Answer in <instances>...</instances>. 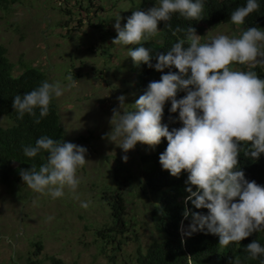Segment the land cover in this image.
<instances>
[{"label":"clouds","instance_id":"obj_1","mask_svg":"<svg viewBox=\"0 0 264 264\" xmlns=\"http://www.w3.org/2000/svg\"><path fill=\"white\" fill-rule=\"evenodd\" d=\"M257 0H247L230 16L231 23L241 25L249 14L258 10ZM204 0H159L145 11L136 10L121 27L117 15L114 28L116 37L112 45H139L129 50V57L139 66L141 63L163 72L175 67L177 72L162 74L158 81H151L147 90L132 104L131 111L113 109L111 131L107 137L124 153L133 150L137 143L155 146L164 138L167 147L159 155V163L173 177L182 171L188 173L186 188L189 201L196 209H207V214L191 213L189 232L206 231L219 237V245L241 242L253 233L264 230V186L245 178L239 170L238 155L241 146L250 145L245 156L258 159L264 154V78L255 71H241L233 64L255 68L264 65V30L249 27L239 37L217 35L201 43V36L189 26L186 38L172 45L166 53L156 54V63H150L152 53L143 45L148 37L158 31V22H166L178 13L185 19L199 20ZM184 29L177 27L176 32ZM187 44V46H185ZM74 86L72 76L67 77ZM186 95L177 99V93ZM63 89L59 82L44 81L37 88L13 97L12 108L23 118L27 113L39 117L49 113L54 97H60ZM120 107L125 97H117ZM170 101V113L178 111L182 123L179 128L162 124L164 105ZM35 122L40 123V119ZM46 153V162L39 168L31 165L21 169L19 175L24 184L36 193H47L52 198L64 195V189L75 191L80 181L78 168L83 167L87 149L62 139L41 136L35 145L23 148L24 155L36 157ZM127 155L122 157L126 162ZM193 186L195 191H193ZM82 207H87L82 203ZM188 218L189 210L183 212ZM252 259L264 256V247L256 240L246 245ZM234 264H240L236 259ZM264 264V261H261Z\"/></svg>","mask_w":264,"mask_h":264},{"label":"rangeland","instance_id":"obj_2","mask_svg":"<svg viewBox=\"0 0 264 264\" xmlns=\"http://www.w3.org/2000/svg\"><path fill=\"white\" fill-rule=\"evenodd\" d=\"M153 6L143 7L141 0H16L6 9L0 3V45L15 64L14 73L20 71L17 62L22 59L45 71L49 83H60L63 94L54 99L64 141L85 147L88 160L77 170L80 183L75 191L66 187L59 198L0 184V264H49L51 255L77 264H134L137 246L146 248L160 238L150 219L157 199L142 175L141 157L153 147L137 143L124 153L116 145L119 140L111 142L106 135L113 109L131 111L139 98L138 76L128 55L133 45H112L116 17L123 27L133 11ZM196 34L204 43L220 34L239 37L242 29L228 22L202 26ZM159 36L156 43L161 42ZM153 37L147 39L156 40ZM69 76L74 86H69ZM121 95L122 108L117 99ZM10 123L0 117V125ZM105 187L123 192L133 238L113 257L108 249L109 255L102 252L95 234L111 221L109 207L101 200ZM178 230L185 237L187 224L180 223ZM35 241L42 243V250L32 256Z\"/></svg>","mask_w":264,"mask_h":264},{"label":"trees","instance_id":"obj_3","mask_svg":"<svg viewBox=\"0 0 264 264\" xmlns=\"http://www.w3.org/2000/svg\"><path fill=\"white\" fill-rule=\"evenodd\" d=\"M158 0H141L144 7L147 4L155 5ZM16 2V0H0L2 5ZM247 0H204V8L201 19H185L178 13H174L171 19L166 22H158V32L153 38L143 41V45L149 48L152 53L151 64L156 63V54L166 53L173 44L186 38L187 28H195L196 33L202 26H217L231 22V13L240 6H245ZM259 9L249 14L243 24L239 25L242 32L249 27H258L264 30V0H257ZM127 21V19H126ZM125 21V23H126ZM180 27L182 32L174 30ZM161 42L156 43L160 40ZM139 45H133L132 49ZM187 46V44L185 45ZM20 71L15 74V64L7 56L6 48L0 45V117L4 116L11 123L8 126L0 125V184L12 186L15 191L28 188L19 175L21 169L30 168L35 165L37 169L46 162V153L43 151L36 157L24 155L23 148L28 145H35V141L41 136H48L54 140H64L65 132L60 123V116L55 99L50 103L47 116L40 118L39 109H35L36 116L25 114L23 118H18V113L12 108L13 97L17 94H24L40 86L44 81L49 82L48 76L42 69L20 59L18 62ZM233 68L241 71H255L260 78H264V65H257L255 68H248L246 65L233 64ZM131 69L138 76L137 89L138 95H143L147 90V85L151 81H158L162 74L171 71L177 72L175 67L165 68L163 72L156 71L148 65L141 63L139 66L134 63ZM186 95L185 92L177 93L176 98L181 99ZM170 101L164 105L162 124H166L169 130L179 128L182 123L178 119V111L170 113ZM40 119V123L35 120ZM86 139V137H79ZM153 152L142 155V175L145 186L154 193L157 204L150 213L151 223L159 233L160 238L153 240L146 248L137 246L135 251L134 264H234L238 259L242 264H261L264 256L252 259L246 251V245L252 240H256L264 247V230L253 233L252 236L241 242H231L226 247L219 245V237L206 231H196L182 237L179 233L180 223L187 224V233L191 223L192 212H199L206 215L207 209H196L189 201L185 204V198L189 195L186 188L188 173L182 171L179 177H173L167 170H164L159 163V155L167 147L166 139L162 138L158 145L152 146ZM250 145L241 146L238 155V169L244 172L245 178L255 181L264 186V154L258 159L245 156V150ZM126 183V182H125ZM125 183H122L125 184ZM193 191L195 187L193 186ZM101 200L109 207L111 221L109 224L95 229V234L101 239L102 252H109L113 257L122 249L126 241L130 238L131 231L128 221L125 219L126 199L119 189L105 187L102 190ZM189 210L188 218H184L183 212ZM36 250L32 251V256H37L42 250V243L35 241L32 243ZM107 249L110 250L107 252ZM107 255V256H108ZM30 261V259H29ZM49 264H77L66 262L62 258L51 255L48 257ZM39 262V261H38ZM38 262H34L38 264ZM30 264H33L31 260ZM92 264V263H88Z\"/></svg>","mask_w":264,"mask_h":264}]
</instances>
